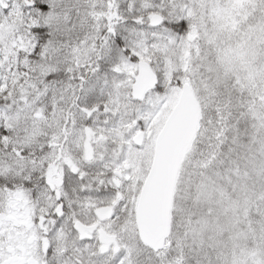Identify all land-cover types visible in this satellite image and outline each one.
Returning <instances> with one entry per match:
<instances>
[{
	"label": "snow or ice",
	"instance_id": "obj_1",
	"mask_svg": "<svg viewBox=\"0 0 264 264\" xmlns=\"http://www.w3.org/2000/svg\"><path fill=\"white\" fill-rule=\"evenodd\" d=\"M0 264H264V0H0Z\"/></svg>",
	"mask_w": 264,
	"mask_h": 264
}]
</instances>
